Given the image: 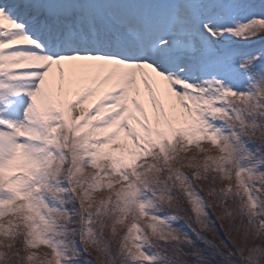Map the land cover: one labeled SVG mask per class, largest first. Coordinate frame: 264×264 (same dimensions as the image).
Here are the masks:
<instances>
[{
  "label": "snow or ice",
  "instance_id": "snow-or-ice-1",
  "mask_svg": "<svg viewBox=\"0 0 264 264\" xmlns=\"http://www.w3.org/2000/svg\"><path fill=\"white\" fill-rule=\"evenodd\" d=\"M0 264H264V0H0Z\"/></svg>",
  "mask_w": 264,
  "mask_h": 264
}]
</instances>
